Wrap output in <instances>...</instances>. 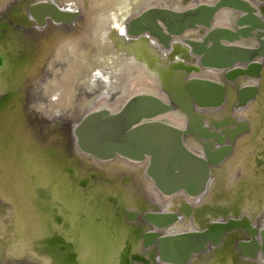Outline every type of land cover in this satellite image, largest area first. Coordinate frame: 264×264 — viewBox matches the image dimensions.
<instances>
[{"label": "water", "instance_id": "water-1", "mask_svg": "<svg viewBox=\"0 0 264 264\" xmlns=\"http://www.w3.org/2000/svg\"><path fill=\"white\" fill-rule=\"evenodd\" d=\"M207 1L209 3H200L180 10L158 4L149 5L127 16L122 34L128 40L143 39L164 51H170L171 41L179 37L185 45L183 52L194 57L189 59L191 65H183L179 63L181 61L163 65L164 68L173 67L158 71L161 76L158 78L163 85H166V80H174L175 77L178 80L168 82L166 88H159L158 94H134L116 110H111L107 105L94 107L100 97L97 96L93 103L85 107L78 119L66 121L58 117H44L40 111L36 112V108L32 106L34 103L38 104L37 101L42 100V97L39 93L34 95L33 88L19 86L0 92V124L8 117H11L9 122L16 127L21 122H24V125L26 122V125L32 126V130L42 142L40 145L37 142L34 145H19L15 140H9L8 144H14V148L20 146L18 152L14 151L15 158H10L16 162L9 166L5 164L6 171L12 174H7L0 166V187L9 186L14 191L13 188L21 187V182L23 186L30 188L28 180L34 179L33 188H26L24 191L26 194L23 197L27 198V202L22 199V211L12 206L9 196L4 194L8 198L7 210L14 212L12 216L15 223L10 226L13 220L5 222L7 233L0 235V244L11 242L16 245L15 243L24 241L20 250L25 251L24 254L30 250L34 255V258L19 259L13 264H77V257L83 246H80V241L73 231H70V227L64 228L69 226V222L64 209H59L61 204L52 202L54 200L50 192L42 191L43 188L36 184L37 173L32 174L28 170V164L33 163L36 167L39 163L49 167L46 161L39 160L41 158L52 163L53 168L57 167L56 171L49 167L52 169L51 173L63 175L73 184L75 192L87 201L92 191L90 184L97 183L98 178H101L100 181L106 187L114 183L101 175L105 164L111 161L143 165L141 180L146 182L152 191L164 197L182 199L183 203L178 202L175 210H163L155 203L153 208L150 207L141 213L125 209L119 201V186L129 182L126 177L120 181V185H116L120 188L116 190L118 198L108 195L103 203L97 199L103 212L125 228L143 252L151 251L153 264H189L193 258L207 256L209 250L216 249L229 236H232L233 240L227 241L230 242L233 255L238 261L252 264L261 255L260 261L264 262V223L261 227H256L245 214L235 216L228 214L226 209L215 207L214 210L218 209L220 213L213 215L211 220H202L204 224L199 223V228L192 224L193 230L170 235L165 233L178 223L180 217L192 219L189 213L194 211L195 207L188 198L196 200L202 196L207 191L213 174L233 154L239 138L253 135L256 128L260 131L261 126L258 120V123L249 122L244 116L236 119L237 117L231 115H219L213 118L217 121L210 122L201 117L202 114L218 108H225V113L230 114L234 110L247 111L257 106V99L262 93L260 87L264 84V17L257 15L256 8H253L248 0ZM258 1L262 3L260 6H263L264 0ZM12 6L8 4L0 11V36L9 31L28 40V31L34 30L33 34L40 36L47 27L62 30L64 26H68L74 30L78 28L77 24L81 19L78 11L66 10L53 0H30L25 6ZM220 9H228L234 14L231 28L212 26L213 18ZM237 13L241 15H236ZM58 25L63 27L59 28ZM188 31H196L199 36H182ZM173 49L174 46L172 51ZM8 50L12 48L6 51ZM3 62L0 57V68ZM182 65L183 69L179 68ZM185 67L194 69V73H198L201 68L218 71L222 77L221 81L189 77L191 72H185ZM182 72L184 76L179 75ZM29 79L30 77L24 83H28ZM249 79H255L257 82L253 83ZM112 102L108 104L111 105ZM169 113L182 119V127L165 119ZM248 114L257 115L258 112L251 109ZM193 117L195 120L192 123ZM222 117L226 119L221 120ZM23 132L22 129V134ZM188 138L193 139L198 146V153L186 147L185 141ZM61 139L66 142L67 151L59 145ZM29 153L31 157L28 156ZM1 154L7 157L8 150L1 151ZM79 160L84 162L81 163L83 165L88 164L86 171L90 173L78 179L75 176L74 163ZM17 161L21 162V170L16 168ZM91 167L101 171H90ZM2 171L4 173H1ZM20 171L21 174L17 175L16 172ZM2 176L10 183L2 182ZM9 184H13V188ZM40 194L46 197V200L37 205L35 200ZM65 196L68 198L70 194L66 193ZM12 197L21 199L22 196L15 193ZM154 199L157 201L156 195ZM77 221L80 222V219L76 218L71 222ZM52 224L59 230L51 229ZM88 243L93 245L91 234ZM2 250L6 252L5 248ZM119 255L121 264L150 263L144 254L131 253L128 243ZM0 257V264L10 263L5 261L2 253Z\"/></svg>", "mask_w": 264, "mask_h": 264}, {"label": "bare ground", "instance_id": "bare-ground-1", "mask_svg": "<svg viewBox=\"0 0 264 264\" xmlns=\"http://www.w3.org/2000/svg\"><path fill=\"white\" fill-rule=\"evenodd\" d=\"M29 1L0 0V11H3L8 4L13 5L12 7H20L22 5L25 6ZM53 1H57L59 6L66 10L80 13L81 19L77 24L78 28L73 30L72 27L58 25L59 28L63 27L62 30H55L47 27L44 34L40 36L33 34L34 30H31L26 35L28 40H25V37L20 34H12L9 31L1 35L0 57L4 62L0 68V92H4L11 87L18 88L19 86L33 88L32 92L34 95L41 94L42 100H38V104L33 102L35 105L33 104L32 108L35 107L36 112L40 111L44 117H58L66 119V121L78 119L84 112L85 107L87 108L89 103H93L97 96L100 97H98L94 107L107 105L111 110H116L134 94H155L159 92V88H166L168 82L173 83L178 80L177 77L174 80H166V85H163L159 80L158 76H161L158 75V71L173 68L172 66L171 68H164L163 65L165 63L170 62L172 64L181 61L179 63H183V65L192 64L189 59H194V57L183 52L185 45L180 41L179 37L173 38L171 41L170 51H164L161 47L151 42L143 41V39L128 40L124 37L122 28L130 13L156 4L180 10L200 3H209L207 0ZM248 1L253 8H256L257 15L264 17V4L260 6L262 3L258 0ZM239 11L244 13L242 10ZM236 15L241 14L237 13ZM233 23L234 14L228 9H220L213 18L212 26L231 28ZM182 36L196 38L199 34L196 31H188ZM173 46L174 49L172 51ZM9 48H12V50L6 51ZM183 65L179 68L183 69ZM175 68L178 67L175 66ZM184 70H187L185 72H191L189 77L207 78L214 81H221L222 78L220 72L215 70L201 68L198 73H194L192 68L185 67ZM27 74L28 76H26ZM179 75L184 76L183 72ZM28 77H30L29 82L24 83ZM249 80L253 83L257 82L255 79ZM262 85L260 87L262 93L259 94L257 99L258 105L251 108L257 110V115H249L248 112L251 109L247 111L242 109L238 112L234 110L232 113L229 114L228 112L227 114V112L225 113V108L210 110L209 113L201 115L202 118H206L209 122L215 120L213 118L219 115L228 117L231 115L235 118L237 117L236 119L244 116L248 118L249 122H260V131H257L256 128L253 135L248 134L244 138H239L234 146L233 154L213 174L207 191L196 198V200L188 198V201L195 207V210L189 213V215H192V219L185 216L183 218L180 217L178 223L174 227L169 228L171 230L167 229L165 231L166 235L193 230L192 224L199 228V223H202V220H211L214 217L213 215L220 213V210H214L215 207H219L221 210L226 209L228 214L235 216L245 214L256 227H261L262 223H264V160H262V156H264V84L262 83ZM167 89L170 90L169 88ZM87 94L89 97H86L88 96ZM35 98L37 99L36 96ZM83 98H86V100ZM82 99L84 100L83 104ZM79 101L81 102L79 103ZM108 102H112L111 105ZM241 111L244 112L240 113ZM165 119L175 125L181 127L183 125L182 119H179L176 114L169 113ZM225 119V117L221 118V120ZM10 120L11 117H8L5 122L0 124V158L2 157L0 166L4 172L11 175V172L6 171L5 164L9 166L15 161L10 158H15L14 151L18 152L20 146L14 148L12 146L14 144H8L9 140H15L19 145H34L36 142L42 144V142L32 130V126L26 125V122L24 125V122H21L16 127V125H12L9 122ZM17 120L15 119V121ZM194 120L195 117L192 118L191 122L193 123ZM22 121H24V118H22ZM22 129L24 130L23 134ZM10 135L12 136L10 137ZM59 145L63 150L66 149L64 151L68 150L66 142L62 139ZM185 145L193 152H199L196 150L198 146L195 145L193 139L188 138L185 141ZM5 149L8 150L7 157L1 154V151ZM28 156L31 157V153ZM39 160L46 161L51 168L54 167L52 163L44 158ZM81 163L84 162L79 160L74 163L75 176L78 179L90 173L86 171L88 164L83 165ZM20 164L21 162L17 161L16 168L21 170ZM33 164H28V170L32 174L33 172L37 173L38 177L35 180L38 187L43 188L42 191L47 190L50 192L51 198L53 197L52 199L54 200L52 202H57L61 205L65 204V206L62 205V208L61 205L59 207L62 211L64 209L69 222V226L64 228L68 229L70 227V231L72 230L78 241H80V246L83 245L77 257V264H116L117 262L121 264V256L119 254L126 243H128L131 253L144 254L149 259V264H151L153 260L151 251L143 252L137 241L129 236L128 231L122 228L119 223L117 224L112 216L103 212L100 207L101 204L97 203V199L103 203L108 195L118 198L116 190L120 188H117L116 185H120V181L123 178L126 177L129 180L124 186H119L121 187L119 190V201L125 209H132L137 211V213H141L150 209V207L153 208L156 204L163 210H175L178 202L183 203L182 199L177 197H164L158 195L156 191H152L148 184L141 180L143 178H141L140 173L143 165L136 166L122 161L108 162L105 164V169L101 175L114 183L112 186L106 187L100 181L101 178H98L97 183L90 184L92 191L89 193L87 201L86 198L82 199L81 194L78 195L75 192L73 184H70L63 175L52 174V169L46 165L39 163L36 167ZM42 165L43 169L41 168ZM53 169V171L58 170L57 167ZM92 170L101 171L95 167H91L90 171ZM3 171L1 173H4ZM16 174L20 175L21 171L16 172ZM1 179L2 182L10 183L3 176ZM28 181L30 188L23 186L21 182V187L19 186L18 188H13V184H9L14 191L9 186L8 188L0 187V235L2 236L7 233L5 231L7 228L5 222L13 220V222H10V226L15 223V219L12 216L14 212L7 210L9 208L8 198L12 206L22 211V199L27 202V198L23 197L26 194L24 191L26 188L32 189L34 186V179H29ZM15 193L18 196H22L21 199L13 198L12 195ZM66 193L70 194L68 198L65 196ZM4 194L9 197L6 198ZM155 195L157 196V201L154 199ZM99 196H101L100 199L98 198ZM33 197L31 199H34ZM45 200L46 197L40 194L35 201H37V205L39 203L41 205ZM19 213L23 215L22 212ZM78 213L80 214L79 216ZM105 216H108V218ZM76 218L80 219V222H71ZM187 219L190 220L187 221ZM52 228L59 230L55 224L51 225ZM28 232H30V229H28ZM35 233L33 234L35 235ZM90 234L93 237V245L88 243ZM232 238V236H229L227 240L232 241ZM227 240L218 246L217 250L211 249L206 253L207 256L193 258L189 264L251 263L238 261L233 255L230 242ZM2 244H0V253L4 255L3 258H5L7 263L13 264L19 259L28 260V258H34L30 250L26 254H24L25 251L22 252L20 250L24 246V241H19L15 243L16 245L11 242ZM3 248H5L6 252L2 250ZM260 257L261 255L252 264H264V262L260 261Z\"/></svg>", "mask_w": 264, "mask_h": 264}]
</instances>
